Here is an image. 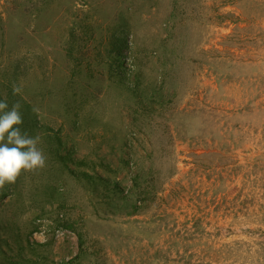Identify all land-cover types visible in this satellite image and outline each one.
Returning <instances> with one entry per match:
<instances>
[{"label": "rangeland", "instance_id": "rangeland-1", "mask_svg": "<svg viewBox=\"0 0 264 264\" xmlns=\"http://www.w3.org/2000/svg\"><path fill=\"white\" fill-rule=\"evenodd\" d=\"M0 99V264H264V0H0Z\"/></svg>", "mask_w": 264, "mask_h": 264}, {"label": "clouds", "instance_id": "clouds-1", "mask_svg": "<svg viewBox=\"0 0 264 264\" xmlns=\"http://www.w3.org/2000/svg\"><path fill=\"white\" fill-rule=\"evenodd\" d=\"M21 87L12 86L13 95L20 94ZM21 104L11 107L6 99H0V187L13 183L21 170L42 168L45 157L37 147L39 137L22 131Z\"/></svg>", "mask_w": 264, "mask_h": 264}, {"label": "trees", "instance_id": "trees-1", "mask_svg": "<svg viewBox=\"0 0 264 264\" xmlns=\"http://www.w3.org/2000/svg\"><path fill=\"white\" fill-rule=\"evenodd\" d=\"M121 43V44H120ZM119 44V45H118ZM117 45H118V47H123L124 46V43L123 42H119ZM117 56H119L120 55V51L116 54Z\"/></svg>", "mask_w": 264, "mask_h": 264}]
</instances>
